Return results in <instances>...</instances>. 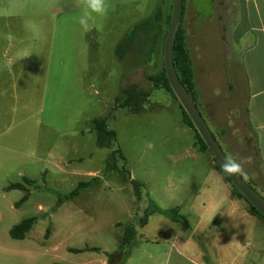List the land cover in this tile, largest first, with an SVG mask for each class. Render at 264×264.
Listing matches in <instances>:
<instances>
[{
	"label": "rangeland",
	"instance_id": "374dc122",
	"mask_svg": "<svg viewBox=\"0 0 264 264\" xmlns=\"http://www.w3.org/2000/svg\"><path fill=\"white\" fill-rule=\"evenodd\" d=\"M107 3V15L95 17L92 30L84 32L76 20V0H0V14L11 15L0 19V31L26 33L22 48L27 59L25 68L9 66L7 59L1 63L8 90L18 87L24 93L20 100L0 102V146L15 152L0 153V264H164L165 242L133 245L123 261L110 263L108 255L119 250L128 226L138 234L153 203L162 209L181 206V213L194 220L188 217L195 202L191 190L193 185L203 188L208 157L193 149L194 137L182 125L184 108L172 100L175 94L155 88L149 79L164 70L173 0ZM149 19L132 50L119 60L118 42ZM198 63L197 74L221 67L218 57ZM233 71L242 90L240 75ZM131 85L153 89L140 114L116 102ZM106 116L117 140L111 148H99L96 132L89 129L93 119ZM118 149L126 160L115 154ZM67 167L70 175L61 177ZM39 175L29 187V199L17 206L26 192L6 188L22 183L24 176L35 180ZM93 180L78 197L65 198L80 182ZM131 180L143 185L140 199ZM32 217L36 222L25 239H13L12 227ZM158 219L164 218L154 216L153 223ZM167 223L162 225L165 236L170 237L171 226L180 233L179 222ZM159 228L150 226L149 234L155 236ZM248 248V263L264 264L258 239Z\"/></svg>",
	"mask_w": 264,
	"mask_h": 264
},
{
	"label": "crops",
	"instance_id": "0c3cea01",
	"mask_svg": "<svg viewBox=\"0 0 264 264\" xmlns=\"http://www.w3.org/2000/svg\"><path fill=\"white\" fill-rule=\"evenodd\" d=\"M10 16L0 14V19ZM179 24L185 30L186 45L193 61L196 106L226 157L251 158L250 163L244 164L248 179H243L252 182L264 197V0H184ZM25 34L0 31V102L11 97L20 100L24 93L18 87L8 90L9 81L3 77L1 63L7 59L9 66L26 67L22 48ZM215 57L221 61L217 72L205 67V72L197 74L195 69L200 67L199 60L209 62ZM234 69L243 82L242 90L238 89ZM19 82L20 79L16 81L17 86ZM174 98L172 96L175 104L180 106ZM183 118L182 111V125L194 137L193 149L208 157L209 166L203 188L196 189L193 185L191 190L195 202L188 217L192 216L194 220L191 222L181 213V206H176L189 227L184 228L178 221L180 233L172 226L168 227L171 232L168 238L163 234V223L178 222L159 213L152 214L148 223L139 228L133 245L154 243L159 246L165 242L168 249L164 264H236V260L251 264L247 261L248 247L255 239L264 247V224L250 213L248 202L236 195L232 185L217 169L213 154L199 149L194 130ZM89 130L93 131L91 125ZM8 151L14 152L0 146V153L10 154ZM69 160L67 164H70ZM66 170L61 177L70 175L69 167ZM41 175L35 180L29 176L23 179L35 184ZM46 175L49 176V172ZM211 181L216 189H211ZM159 215L164 219L155 222L159 227L161 224V228L152 236L148 228L157 226L153 219Z\"/></svg>",
	"mask_w": 264,
	"mask_h": 264
},
{
	"label": "trees",
	"instance_id": "16d2710c",
	"mask_svg": "<svg viewBox=\"0 0 264 264\" xmlns=\"http://www.w3.org/2000/svg\"><path fill=\"white\" fill-rule=\"evenodd\" d=\"M171 17H172V11H171L170 19H169L170 21H171ZM150 20L151 19L136 24L129 32L126 33L123 39L120 42H118L119 44L116 47V55L119 60H122L125 57V55L129 51L132 50V46L135 43L140 31L144 30V28H147L151 24ZM185 34L186 33L184 29L179 24L177 32L174 37V41H173V49H172L173 65H174L173 69H175V72L178 75V78L182 86L188 92L187 94L190 95L195 105H197V90H196V85L194 81L193 63H192L190 52L186 45L187 42H186ZM149 79L153 82L155 88H165L166 90L170 91L174 95L171 85L166 76L165 69L163 70L161 74L152 75L149 77ZM152 90L153 89L146 90V89L140 88L138 85H133V86L131 85L127 88H124L121 91L120 95L116 98L117 105L119 108L126 109L130 113L140 114L143 112L145 105L148 102L152 94ZM174 97L176 98L175 95ZM183 112H184L183 119H185V124L188 125L190 128H192L196 134L197 145H199V149L201 151H210V149L208 148V145L205 144V141L203 140V138L197 131L188 113L184 109H183ZM108 122H109V119L107 118V116L95 118L91 121L92 129L96 132V135H97V146L99 148H111L113 144L115 143V141L117 140V132L109 128ZM115 154H119L120 157L124 160L125 156L121 149H118L117 153ZM115 154H111L110 158H114ZM214 161L217 166V169L221 171V173L225 176L226 180L233 186L236 195L239 196L240 198L245 199L248 202L249 207H250L249 208L250 213L257 216L260 220H263L264 222V215L255 206H253L250 203V201L232 183L230 178L223 173L222 166L218 163V161L215 158H214ZM111 170H118V169L111 168ZM124 171L121 170V173H118L121 176L123 183L126 182L125 177H123V174L125 173ZM127 180L129 179L127 178ZM131 183L135 189L134 192L140 199L141 193L139 191H140V187L143 186L142 183L137 180H131ZM247 183L255 191H257V189L255 188L252 182L249 181ZM93 184H94V180L93 181H82L77 185L75 189H73L71 192L65 195V198H69V197L76 198L79 195H81L85 190L93 186ZM32 185H34V182L32 180L24 178L22 183L20 182L12 183L6 189L7 190H22L26 192L23 198L16 204L18 206L19 204H22L29 199V195H30L29 187H31ZM258 195H260V193ZM155 213L162 214L163 216L173 221H177V222L179 221L180 223L183 224L184 228L186 229L189 227V224L186 218H184V216L180 214L179 208L161 209L155 204H153L151 208H147L145 210L144 217L143 219H141L140 225L142 227L145 226L148 223L149 217L152 214L155 215ZM35 222H36V218L32 217V218L23 220L21 223L17 225H14L12 229L10 230V236L13 239H17V240L25 239L26 234L32 229ZM135 237H136L135 228L133 226H128L125 230L123 240H121L122 244L119 250L116 253L108 255L109 262L112 260H118V261L125 260L127 256L129 255L130 248L133 246V241ZM72 251L77 252V253L81 252V250H77V249L76 250L73 249ZM55 264H60V263H55Z\"/></svg>",
	"mask_w": 264,
	"mask_h": 264
},
{
	"label": "water",
	"instance_id": "95a60500",
	"mask_svg": "<svg viewBox=\"0 0 264 264\" xmlns=\"http://www.w3.org/2000/svg\"><path fill=\"white\" fill-rule=\"evenodd\" d=\"M183 1L184 0L173 1L170 26L167 31L165 43H163L164 69L174 94L180 101L184 110L190 116V119L193 121L197 131L205 141V144L208 145V148L212 152L214 158L222 166V164L224 163V159L226 158L224 152L222 151L214 135L208 128L194 101L192 100L190 95L187 94L188 92L182 86L178 75L175 72V69H173V41L179 26ZM227 176L230 178L232 183L238 188V190L250 201V203L264 215V198L258 195L259 193L255 191L240 175Z\"/></svg>",
	"mask_w": 264,
	"mask_h": 264
},
{
	"label": "clouds",
	"instance_id": "9594fccd",
	"mask_svg": "<svg viewBox=\"0 0 264 264\" xmlns=\"http://www.w3.org/2000/svg\"><path fill=\"white\" fill-rule=\"evenodd\" d=\"M76 2L77 7L80 9V15L76 20L84 32L92 30L95 17H103L108 13L107 0H76ZM250 162V157L241 160L238 157L228 156L224 159L222 171L225 175H240L246 180L248 177L244 170V164Z\"/></svg>",
	"mask_w": 264,
	"mask_h": 264
}]
</instances>
